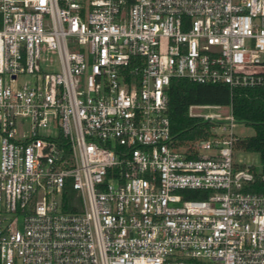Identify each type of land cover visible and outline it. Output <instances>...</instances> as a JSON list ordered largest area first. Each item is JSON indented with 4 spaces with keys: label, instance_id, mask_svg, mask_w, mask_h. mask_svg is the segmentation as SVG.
Returning a JSON list of instances; mask_svg holds the SVG:
<instances>
[{
    "label": "built area",
    "instance_id": "1",
    "mask_svg": "<svg viewBox=\"0 0 264 264\" xmlns=\"http://www.w3.org/2000/svg\"><path fill=\"white\" fill-rule=\"evenodd\" d=\"M263 55L264 0H0V264H264L232 106L182 141L169 94Z\"/></svg>",
    "mask_w": 264,
    "mask_h": 264
},
{
    "label": "trees",
    "instance_id": "2",
    "mask_svg": "<svg viewBox=\"0 0 264 264\" xmlns=\"http://www.w3.org/2000/svg\"><path fill=\"white\" fill-rule=\"evenodd\" d=\"M169 94L173 130L174 133L181 132L182 141L207 137L210 133L209 123L188 115L189 106L193 104L231 105L236 121L254 126L255 134L240 138L237 146L260 154L262 170L257 171L251 166L256 172V179L248 189L255 193H264V84L238 85L231 88L224 83L200 84L187 79H174ZM195 197L203 198L206 195L196 194ZM68 209L73 210L70 204Z\"/></svg>",
    "mask_w": 264,
    "mask_h": 264
},
{
    "label": "rangeland",
    "instance_id": "3",
    "mask_svg": "<svg viewBox=\"0 0 264 264\" xmlns=\"http://www.w3.org/2000/svg\"><path fill=\"white\" fill-rule=\"evenodd\" d=\"M53 60L54 55L49 54L48 56ZM264 60V55H263ZM53 68L52 66L45 67L46 70H51ZM29 77H21L19 79V82H24L28 80ZM229 106H224L223 111L226 112ZM234 131L238 138H245L248 136H253L255 134V128L252 125L243 123V122H236V126L234 128ZM235 159L239 164L246 165V166H252L257 171L262 170V163L260 159V154L256 151H246L241 149L240 147H235Z\"/></svg>",
    "mask_w": 264,
    "mask_h": 264
}]
</instances>
